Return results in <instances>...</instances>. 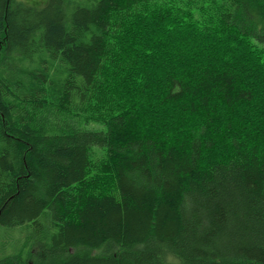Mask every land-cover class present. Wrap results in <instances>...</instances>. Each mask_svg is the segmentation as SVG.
<instances>
[{
    "label": "trees",
    "instance_id": "16d2710c",
    "mask_svg": "<svg viewBox=\"0 0 264 264\" xmlns=\"http://www.w3.org/2000/svg\"><path fill=\"white\" fill-rule=\"evenodd\" d=\"M0 264H264V0H0Z\"/></svg>",
    "mask_w": 264,
    "mask_h": 264
}]
</instances>
